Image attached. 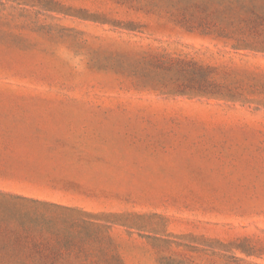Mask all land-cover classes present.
Segmentation results:
<instances>
[{
    "label": "rangeland",
    "instance_id": "rangeland-1",
    "mask_svg": "<svg viewBox=\"0 0 264 264\" xmlns=\"http://www.w3.org/2000/svg\"><path fill=\"white\" fill-rule=\"evenodd\" d=\"M248 3L264 17V0H0V97L142 112V212L99 216L117 225L89 236L99 244L90 255L264 264V52L234 49L243 35L227 9ZM147 53L214 67L248 100L163 94L160 81L177 71L162 73ZM12 203L0 197V215H13ZM23 205L45 216L48 242L83 241L82 230L61 228L68 215ZM75 256L58 255L63 264Z\"/></svg>",
    "mask_w": 264,
    "mask_h": 264
},
{
    "label": "crops",
    "instance_id": "crops-1",
    "mask_svg": "<svg viewBox=\"0 0 264 264\" xmlns=\"http://www.w3.org/2000/svg\"><path fill=\"white\" fill-rule=\"evenodd\" d=\"M0 98H9L0 100L1 193L58 205L69 223L99 225V216L142 212L141 111Z\"/></svg>",
    "mask_w": 264,
    "mask_h": 264
},
{
    "label": "trees",
    "instance_id": "trees-1",
    "mask_svg": "<svg viewBox=\"0 0 264 264\" xmlns=\"http://www.w3.org/2000/svg\"><path fill=\"white\" fill-rule=\"evenodd\" d=\"M227 9L230 12L233 11L236 17L238 16L237 27L243 35L240 42L234 45V49L264 52V41H254L260 32L264 31V17L257 13L255 6L252 3L238 4L227 7ZM232 24L233 21L228 20L226 27ZM146 57L153 60L154 67L162 73L172 69L177 71L174 78L160 81L158 88L163 94L200 96L228 101L246 100L245 102H247L248 100L243 93L232 91L223 82L214 79V71L216 70L214 67L201 65L194 61H167L162 56L149 53L146 54ZM0 197L16 202L11 204L10 212L13 215L8 217L0 215V264H63V260L58 257L63 250L76 253V256L69 260L72 264L120 263L119 259L98 258L90 255L99 244L88 239L89 236H93L94 231H99V229L109 231L106 225H98L85 219L69 223L68 220L59 216V224L65 231L82 230L84 232L83 235L79 233V235L74 236L76 240L80 238L83 241H55L50 243L40 232L41 229L44 230L43 217L45 218V216L29 212V209L24 208L23 203L32 206L54 207L55 209L59 208L58 205L9 196L1 192ZM3 211L6 212L7 209H3ZM8 220L11 223H8ZM106 236L108 238V235ZM74 237L68 236L69 239ZM48 254H53V257L48 256Z\"/></svg>",
    "mask_w": 264,
    "mask_h": 264
}]
</instances>
